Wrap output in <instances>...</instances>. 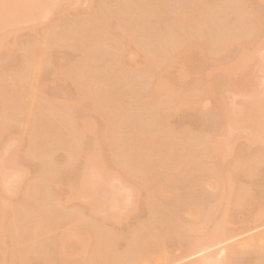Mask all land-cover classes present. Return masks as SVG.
<instances>
[{
	"label": "bare ground",
	"instance_id": "bare-ground-1",
	"mask_svg": "<svg viewBox=\"0 0 264 264\" xmlns=\"http://www.w3.org/2000/svg\"><path fill=\"white\" fill-rule=\"evenodd\" d=\"M21 1L0 0V11L5 14L4 18L7 23L15 19L13 16L18 15ZM168 1L161 0L156 5H145L139 0H131L130 6L120 4L114 9H107L104 14L100 15L102 17L98 16L92 20H86L83 23L85 27L81 31H73L67 24L59 27L58 31L55 28L57 24L51 26L47 33H51L53 37L55 35L54 43L65 42L73 49H78L81 44L84 45L86 41L84 37L89 34L90 37L87 40L91 48L89 52L92 51L91 59L94 61L92 64L85 60L78 61L73 67L62 70L58 74H62L61 77L66 76L78 85L90 88L94 97L98 98L104 105L112 102L110 100L119 99L120 91L135 89V82H140L139 85L142 86L141 83H144L147 77L146 72L142 74V71L137 69L126 73L118 57L123 53L122 47L117 45L114 49L107 44L110 42L105 35L109 29V20L115 18L130 41H138L137 38H141L142 42L148 43L149 41L150 43L151 35L154 32L151 33V27L147 24L153 19L156 21L159 19ZM181 1L185 2V0ZM34 5L32 2L30 7L34 9ZM189 9L185 6V9L174 19V22L190 23L200 17L201 20H197L198 23L190 27L194 34L202 32L209 34V43H205L204 47L211 45L214 46L215 51H220L233 41V37L224 35L219 30L212 31L208 27V29L206 28L205 19L209 17L208 14L202 18L201 14ZM218 11L222 13V10ZM232 14L229 12L228 16L232 17ZM245 19L250 21L248 17ZM10 23L12 22L10 21ZM142 24H144V29L143 27L141 29ZM166 33L167 31L160 32L156 38L152 35L157 42L155 40L156 44H154L155 49L153 51L151 49L154 47L148 49L149 52H147L146 57V63L151 68H165L168 59V62H173L176 56L166 58L167 54H175L177 46L184 42L180 32H176L173 36ZM169 34H171L170 31ZM46 36L48 35L46 34ZM46 36L42 40L24 44L18 67L10 68L11 70L7 68L0 73V84L9 82L14 88L13 92L0 95V137L2 131H7L12 137L18 132H22L28 135L29 139H36L35 143L28 145L26 154L29 158L34 159L38 165L35 176L25 186L24 190L23 197L26 201L24 203L28 206V211L23 214H16L13 210L6 229H0V244L6 245L10 250L8 264H28L30 256L33 254L40 257L44 264H155L156 261L158 263L161 260L167 261L169 257L168 241L182 242L183 240H186L185 245H183L184 248L182 247L185 257L189 258V256L192 257L200 253L199 256L202 254L200 260L207 264H217V261L209 254L210 251L208 250L211 246L209 244L224 235L225 230L221 224L227 221L230 210L227 208L223 211L221 224H215L209 235H207L208 233L204 236L195 234L196 229L203 230L207 227V224L214 218V212L221 207V203L225 200L227 202L233 194L232 172L227 167L219 169L216 168L217 165L215 167L211 165L213 161H209L211 158L204 153L203 149L210 144L212 153L216 152L219 156L216 161L220 160L221 162H218L220 165L224 159L228 158L229 152L219 145L217 140L220 137H218L219 134L206 138L198 136L188 128L178 132L165 126L163 121L171 112L177 111V106L183 103L192 105L193 101L189 99L187 102L188 99L185 98V101L184 99H173L175 101L173 104L172 101H160L158 95L165 88L162 81L154 82L147 89V93L140 95L137 92L140 95H137L139 97L137 100H135V96V99L130 98L131 92L129 93L131 96L127 97L125 104H117L118 101L115 100L114 105L106 106L110 125H106L107 127L101 132L105 140L103 143H106L111 161L126 175L131 174L132 178L134 176L137 180L145 179L144 182L150 183L149 189L145 190L147 195L143 203L147 213L146 218L137 221L131 228L127 229L124 247L118 246L116 233L104 226L108 222L118 221L116 223H119V219L126 220V218L122 219V215H119L120 206H117L113 199L115 196L112 199L116 205L106 203L108 208H111L109 213L107 212L108 208L107 210L103 208L104 203L91 201L88 222L81 220L83 215L61 213L52 191L55 184V173L57 174V171L61 169H71L77 158L80 157L79 142L84 136L81 135L83 131H80L79 127H86V122L84 124L83 121L76 122V116L73 115V112L67 111L59 99L41 97L39 72L49 62L47 44L48 42L51 44L49 37L47 39ZM136 43L138 44V42H135V46L138 47ZM99 46L103 47L99 48ZM194 46L193 42L189 44L190 48H194ZM98 50H103V52ZM111 50L115 54L113 57L107 53ZM248 59H250V54L244 53L240 56L238 64L243 67ZM146 81L145 84L148 82ZM192 82L193 85L195 84L194 86H199L196 85L200 82L198 79ZM139 85L137 84L138 88H141ZM111 86H115V90H111ZM207 87L201 90L210 94L213 87L212 85H207ZM84 91L77 90L75 97L83 95L85 98ZM95 103L98 104V102ZM263 103V101H249L248 107L244 108L245 115L253 114L256 118L254 113L257 110L264 112ZM93 111L96 112L94 109ZM224 113L227 112L224 111ZM242 119L247 121L245 117ZM220 123L219 125H221ZM242 125L246 124H239L237 121L238 128L239 126L243 128ZM11 127L12 129L15 127V129L10 130ZM221 127L218 130L222 132ZM24 129L26 133L23 131ZM218 130L217 132H219ZM81 136L82 138H80ZM255 140L259 141L261 145L264 144V133L260 138L255 136ZM92 143L89 150L85 151L81 157L82 163L78 170L79 173L69 184L70 190L74 194L82 195L84 193L83 196H86L87 192L93 190V186L96 187L97 181L98 183L100 181L99 186L103 184L104 191L105 187H108L109 190L106 192L113 190L108 183L104 186L105 173L102 176L104 178L102 183L101 179L94 177L93 169L102 165V152H100L99 145L97 152ZM95 144L97 145V143ZM56 148L63 150L66 155L64 164L58 167L50 158L52 151ZM15 158L14 154H7L2 158L6 170L11 169L10 167L15 163ZM262 162V157L259 154H254L249 159L237 161L236 166L239 167L240 173L250 177L258 171ZM199 169L207 170L209 174L205 173L206 176L203 173L202 176L194 177ZM5 171L0 170V173ZM23 173L18 170L17 176H22ZM154 173L158 175L155 176ZM96 177L99 176L96 175ZM3 184L9 186L11 181L7 180ZM3 184L0 188H3ZM144 187L146 188L147 185ZM210 187L216 189L214 196H207L206 194L207 188ZM111 193L114 195L113 191ZM247 197V190L239 187L234 199L231 198V202L237 210H242L248 203ZM108 199L111 198H107L105 202ZM5 206L8 204L0 199V214L8 218L10 209L8 211ZM114 208L118 210L117 213L121 217H118ZM111 212L112 214H110ZM113 213L117 216L114 217ZM188 216L190 220L187 218ZM34 220L37 221V225H41L39 228L33 226ZM63 221L76 224L77 230H72L64 236L59 235L52 240H44L39 245L33 244L43 234L51 233ZM91 224L93 225L91 226ZM6 230H9L10 235L6 234ZM3 232L4 235H1ZM72 237L78 240L79 246L74 254L80 253L82 256L76 255L70 258L71 256H68L66 249L61 246L62 242H67ZM7 241L9 242L7 243ZM249 247L251 250L261 252L254 264H264V245L253 243L251 246L249 244ZM86 252H88L87 256L84 255ZM226 264H231L230 259L227 260Z\"/></svg>",
	"mask_w": 264,
	"mask_h": 264
},
{
	"label": "rangeland",
	"instance_id": "rangeland-1",
	"mask_svg": "<svg viewBox=\"0 0 264 264\" xmlns=\"http://www.w3.org/2000/svg\"><path fill=\"white\" fill-rule=\"evenodd\" d=\"M139 1L145 5H156L161 0ZM32 2L35 4L34 9L30 7ZM120 4L130 6L132 2L131 0H22L18 15L13 16L15 19L10 20L12 23L10 21L7 23L4 18L5 14L0 11V73L7 68L15 69L16 66L18 67L24 44L42 40L46 34L48 35L46 37L47 39L49 37L51 42L50 44L47 41L49 62L39 72L41 97L44 96L45 98L53 100L59 99L62 106H65L67 111L73 112V115L76 116V122L80 123L83 121V124L86 122V127L78 123L81 126L79 127L80 131H83L81 135L84 136L83 138L82 136L80 137L82 139L79 142L80 157L77 158L71 169H61L59 170L61 172L57 171L58 175L55 173V184L52 189L55 201L61 213L83 215V219L81 220L88 222L90 219L89 207L91 201L100 202L101 204L104 203L103 208L107 210L109 207L108 204L112 203L116 205L114 204L115 200L117 206H120V210L115 206L120 212L119 215H122V219L126 218V220L119 219V223H116L118 221L108 222L104 226L116 233L118 236V246L122 248L125 244V232H127V229L131 228L137 221L146 218L147 213L143 203L147 195V191L145 193V190L149 189L150 183L144 182L145 179L137 180L134 176L132 178L131 174L126 175L121 171L111 161L108 148L105 145L106 143H103L104 137L101 131H104L107 127L106 125H110L106 106L114 105L116 99L110 100L112 102L104 105L98 98L94 97V93L91 92L90 88L78 85L66 76L61 77L62 74H58L62 70L73 67L81 60L88 61L91 64L94 63L91 59L92 51L89 52L91 48L87 41L90 35H85L84 38L86 41L84 45L81 44L78 46V49H73L65 42L54 43L55 35L53 37L51 33H47L48 29L55 24H57V27H55L56 31H58L59 27L64 26V24H67L73 31H81L85 27L83 23L86 20H92L98 16L102 17L100 15L104 14L107 9H114ZM185 6L186 8H190L189 10H194L201 14L202 18L208 14L209 17L205 19L206 28L208 27L212 31L219 30L224 35L227 34L229 37H233V41L220 51H215L213 49L214 46L211 45L204 47L203 45L205 43H209V34L204 32L194 34L191 32L192 29L190 27L196 25L198 23L197 20H201L199 19L200 17L190 23L174 22V19L185 9ZM218 10H222V13ZM187 12L189 11L187 10ZM229 12L233 13L232 17L228 16ZM245 17H248L250 21H246ZM147 26L151 27V33L153 31L157 34H152L154 38L158 37L160 32L164 33L167 31L168 35L171 36L176 32H180L183 35L184 42L177 46L176 53L174 52L175 54H167L166 58L176 56L173 62H168L169 59L167 60V63L171 64L166 63L165 68H151L146 63L147 52H149L148 49L154 47L157 40L155 39V42L151 35L150 43L149 41L148 43L145 41L142 42L143 40L141 38H137L138 41H130L125 36V32L118 24V21L115 18H110L109 29L105 34L110 40L107 44L111 48L117 45L122 47L123 53L122 55H118V57L126 73L139 69V71H142V74L146 72L147 77L145 76L146 78H144L145 81H148H146L147 85L145 81L141 83L142 86L139 85L140 82H135V89L120 91L121 96L119 99L117 98L116 102L118 101L117 104H125L128 99L127 97L131 96L129 94L131 92L132 96L130 98L135 99V96V100H137L139 98L137 95L140 96L141 93H147V89L156 81H162L163 85H165V88L158 95L160 101H172V104L175 102V99L185 98L188 99L187 102L189 99L193 101L192 105L183 103L177 106V111L171 112L163 123L169 129L180 132L188 128L198 136L206 138L219 134L218 137H220L217 138L219 145L229 152L228 158L224 159L221 165L218 163L220 160L216 161L219 156H217L216 152L212 153L210 144H205L206 146L202 149L211 158H208L209 161H213L211 165L214 167L217 165L216 168L219 169L227 167L232 172L231 177L233 182V194L231 197L227 202L224 198L225 201L214 212V218L211 222L203 230L196 229L195 235L204 236L207 233L209 235L215 224H221L223 211L228 208L230 211L227 221L221 224L225 233L213 243L209 244L211 245L208 250L211 252L209 254L217 261V264H226L228 259H230L231 264H254L256 258H259V255H261V252L251 250L249 244L250 246L253 243L256 245H264V144L261 145L259 141L257 142L255 140V136L260 138L264 133V112L257 110L254 113L256 115L255 118L253 114L246 116L244 108L248 107L247 104L249 101L264 102V1L185 0L183 3L181 0H169L163 12L160 14L159 19L157 21L153 19ZM142 27L144 29V24H142L141 29ZM169 31L171 34H169ZM135 42H138V44L136 43L138 47L135 46ZM192 42L195 45L194 48L189 47V44ZM101 47L99 46V48ZM154 49L155 47L151 51ZM98 51L103 52V50ZM247 52L250 54V59L242 67L238 64V61L240 60V56ZM107 53L111 57L115 55L112 50L111 52L107 51ZM196 79L203 86L199 84L200 82L196 85L202 87L193 85L192 81ZM137 84L141 88H138ZM207 85H212L213 87L210 94L206 93L205 90H201L208 88ZM77 90L84 91L86 97L84 98L83 95L75 97ZM111 90H115V86H111ZM13 91L14 88L9 82L0 84V95ZM95 102H98V104ZM93 109L99 112V115ZM224 111L227 113L225 114ZM242 117L247 118V121H244ZM237 121L239 124L246 125H242L243 128L240 126L238 128ZM12 127L10 130L15 129V127L13 129ZM220 127L223 130L222 132L219 131ZM23 131L26 133L25 129ZM35 142L36 139H29L28 135L22 132H18L13 137L7 131H2L1 133L0 170H6L2 161L5 155L14 154L16 158L15 163L10 167L11 169L0 173V187L7 180L11 181L9 186L3 184V188H0V199L8 204V206H5L8 211L10 209L8 218L0 214V229H6L13 210L16 214H23L29 209L24 203L26 202L23 197L24 190L25 186L35 176L38 165L34 159L27 156L26 150L30 143ZM91 143L94 144L93 147L96 151L99 145L100 152H102V165L93 169L94 177L99 178V180L101 179L102 183L104 180L102 176L105 173L104 186L107 185L106 183L110 184L109 187L113 189L114 195H112V191L108 192V187H105L104 191L103 184L99 186L100 181L99 183L97 181L96 187L94 188L93 186L91 192H87V197L83 196L84 193L82 195L74 194L70 190L69 184H71L79 173L78 170L82 163L81 157L85 151L89 150ZM99 154L101 155V153ZM254 154H259L263 162L254 175L250 177L244 176L239 172V167L236 166V162L249 159ZM50 158L58 167L64 164L66 155L63 150L56 148L52 151ZM209 161L207 160L210 164ZM200 169L194 177L202 176L203 173L209 174L207 170L203 171ZM18 170L24 172L22 176H17ZM96 175L99 177H96ZM156 175L158 174L156 173ZM144 184L147 185L146 188ZM239 187L245 188L248 194V203L242 210H237L233 202H231V198L234 199ZM106 190L108 191L106 192ZM215 191V188L210 187L207 188L206 194L207 196H214ZM107 198H113L114 200L112 199L113 202H110L111 199H108L105 202ZM126 207L128 208L126 209ZM110 209L108 208V213ZM117 209L115 213L118 212ZM115 215L114 217L118 213ZM119 215L118 217H121ZM98 217H101V215H98ZM187 218L190 220L189 216ZM33 226L39 228L41 225H37V221L34 220ZM76 228V224L70 221H63L51 233L43 234L33 244L39 245L44 240H52L59 235L64 236L72 230H77ZM6 234L10 235L9 230H6ZM1 235H4V232ZM77 241L75 237H72L71 240L62 242V245L60 244L66 249L68 256H71L70 258L81 255L80 253L74 254L77 248H79ZM185 241H168L167 251L169 257L167 261L163 262L161 260L159 263L156 261L155 264H207L205 261L200 260V256L202 255L199 256L200 253L192 257L189 256V258L187 256L185 257L183 251ZM212 244L214 245L212 246ZM84 255L87 256L88 252ZM9 257V248L6 245L0 244V264H8ZM28 264L44 263L40 260V257L33 254L30 256Z\"/></svg>",
	"mask_w": 264,
	"mask_h": 264
}]
</instances>
